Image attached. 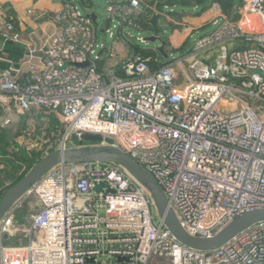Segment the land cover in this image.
<instances>
[{"label":"built area","instance_id":"built-area-1","mask_svg":"<svg viewBox=\"0 0 264 264\" xmlns=\"http://www.w3.org/2000/svg\"><path fill=\"white\" fill-rule=\"evenodd\" d=\"M59 1L53 12L28 10L56 32L45 52L29 50L24 70L0 71L2 110L13 106L27 126L32 114L58 117L50 149L84 145L72 136L111 139L152 176L192 237H211L238 213L264 209V0H240L229 13L221 0L193 5L191 14L201 12L213 30L199 36L204 25L187 28V46L167 49L168 60L134 50L118 60L117 52L122 43L137 48L133 32L141 35L152 14L164 28L185 26L171 17L184 13L163 12L166 2L157 9L145 0H103L101 23L117 18L103 29L83 0ZM11 21L3 19L7 32ZM0 264H264V223L218 250L194 252L168 232L148 192L121 167L66 164L0 220Z\"/></svg>","mask_w":264,"mask_h":264},{"label":"water","instance_id":"water-1","mask_svg":"<svg viewBox=\"0 0 264 264\" xmlns=\"http://www.w3.org/2000/svg\"><path fill=\"white\" fill-rule=\"evenodd\" d=\"M86 16L94 25H98V16L95 10L87 13ZM159 21L160 16L158 14H152L151 17L146 20V24L150 27L151 33L144 37L143 42L163 60H168V43L160 36V32L164 30L159 28ZM1 45L0 43V46ZM45 51L46 49L43 50V52ZM105 52L106 50H103L101 53ZM71 141L75 144L79 142L87 144L67 149H49V151L44 154V156L39 159L18 182L13 184L0 199V220L33 185L55 167L66 164L111 163L121 167L137 184L148 192L154 203L155 210L158 216L162 218L163 225L168 232L179 244L194 252L207 253L218 250L244 231L257 224L264 223V209H252L235 215L227 225L211 237H192L181 228L172 209L168 205L166 197L152 176L126 153L115 147L111 139L82 135L79 140L76 136H72ZM101 190L102 187L100 185L96 186V193ZM108 193L110 194L111 191L109 190Z\"/></svg>","mask_w":264,"mask_h":264},{"label":"crops","instance_id":"crops-1","mask_svg":"<svg viewBox=\"0 0 264 264\" xmlns=\"http://www.w3.org/2000/svg\"><path fill=\"white\" fill-rule=\"evenodd\" d=\"M148 3L150 5L157 3V6L160 4L157 0H152ZM220 5L225 10H227L229 6H231V4L227 2H220ZM59 7V0H34L32 2L27 0H0V43L2 44L0 46V64H4L3 67H0V71L2 69L4 70L8 68L10 65L16 67H19L21 65L22 69L24 70L25 65L23 64V62L27 59L29 50L38 48L44 50L46 42L49 39L47 38V36L52 34L53 32H56L55 25H53L49 21L33 20L27 14L28 10L34 8L37 11L53 12L58 10ZM229 11L230 8L227 10V12L229 13ZM197 14L198 13L190 14L191 17L187 16V19L184 18L182 22L185 24L184 27L173 25V28L170 30V33L167 36V49L182 50L184 48V42L185 46H187L186 37L189 32L187 28H193L194 26L202 25V23L200 22V19H202V13L200 14V17L196 16ZM8 18L12 19V21L8 24H11L13 29L12 31L7 32L5 24L3 23V19L8 22ZM9 44H11L14 49L17 48L19 51L17 52L13 50L12 54H8L6 52V46ZM132 47L133 46L131 44L129 47L127 43L119 44L117 46L118 60H121L125 56L130 55L131 50H134L133 53H140L138 48ZM33 55L34 61H38V59L42 56L40 53H34ZM114 62L115 59H112L110 63ZM33 119L34 121H32L31 125L38 123L39 121L45 122L43 121L44 119L39 113L34 115ZM17 125L24 129V127H27V120H25V118L23 117H19L16 114L13 106H10L8 110L0 109V135H3L1 139H6V130L10 128L14 129ZM2 155H5V149L3 150ZM2 167L3 165L1 166V168ZM2 178L3 174L1 175L0 179Z\"/></svg>","mask_w":264,"mask_h":264},{"label":"rangeland","instance_id":"rangeland-1","mask_svg":"<svg viewBox=\"0 0 264 264\" xmlns=\"http://www.w3.org/2000/svg\"><path fill=\"white\" fill-rule=\"evenodd\" d=\"M152 0H145V2H151ZM160 2V4L157 6V9H162L165 4H161L162 2H166L169 7H166L165 10H163L164 13H170L176 12V13H184L182 18H179L178 15H171L172 19L175 21H182L183 18L187 19V16H190L192 13L193 5L199 4L201 2H197V0H185V1H174L172 3L171 0H157ZM208 0H205L207 2ZM199 4L202 6H206V3ZM221 2H224L221 0ZM240 0H231L227 1V3L231 4V6H236L239 4ZM155 4V3H154ZM153 4V5H154ZM82 6L85 9V11H93L95 10L97 16H98V24L101 28H112V26L116 25L117 18L112 16L108 18V21L105 19V22L102 24V10L104 7V1L103 0H83ZM174 6V9L172 8ZM229 6V8H231ZM228 8V9H229ZM227 9V10H228ZM201 12H199L196 16H201ZM191 17V16H190ZM202 17V16H201ZM206 18L203 16L202 19H200V22L202 25H204L203 30L199 32V36L205 35L210 33L213 30V27L210 25H205L204 20ZM143 24V23H142ZM165 24L164 20H161V23L159 24L160 29H164L165 32H160L161 38L165 39L167 41V36L170 33V30L173 28L172 23H167L168 25L163 27ZM144 32L141 35H137L136 32H133L134 37V45L138 48L139 51H142L141 54L149 53L151 48L149 46H145L144 44H141L138 40L139 37L143 39L145 36L149 35L151 33L150 27H147L143 24ZM126 32H130V30H126ZM54 33V32H53ZM52 33V34H53ZM48 35L47 38H50L51 35ZM109 41V40H108ZM98 43H103V36L102 34H99L98 37ZM4 64H0V67H3ZM3 70V69H2ZM42 118L44 119L42 121H39L38 123H35L33 125L24 127L22 129L20 126H16V128H10L6 130L7 137L6 139H1L3 135H0V169H6L9 174H12L13 176H19L20 174H23L24 172H27V168H30L35 160L40 158L45 152H48L51 147H53L52 140L54 138H58L56 136L57 133H60V131L56 132L59 127L60 119L56 116L51 115L48 111L39 113ZM29 118H33L34 114L29 115ZM46 133L47 136L49 135L51 140L46 141V137H42L41 134ZM5 137V136H4ZM56 141V140H55ZM82 143V142H81ZM84 143V142H83ZM82 143V144H83ZM87 144V143H84ZM9 148H16L17 153L13 154V152H8L7 155H2L3 150H9ZM29 154L27 156L26 154ZM3 167L1 168V166ZM5 177V176H4ZM3 177V178H4ZM11 187V183L4 180L2 182V185L0 187V199L4 196L5 192ZM153 219L156 220V217L154 213L152 212Z\"/></svg>","mask_w":264,"mask_h":264},{"label":"trees","instance_id":"trees-1","mask_svg":"<svg viewBox=\"0 0 264 264\" xmlns=\"http://www.w3.org/2000/svg\"><path fill=\"white\" fill-rule=\"evenodd\" d=\"M172 1V3L174 2V1H179V0H171ZM204 0H197V2H203ZM13 50H15V51H19L17 48H13L12 46H11V44H9V45H7L6 46V52L8 53V54H12V52H13ZM144 56H149L150 55V53L148 54V53H144L143 54ZM152 55V54H151ZM0 109H2L1 107H0ZM59 125H60V123H59ZM60 128H61V125H60ZM59 128V129H60ZM58 129V130H59ZM57 130V131H58ZM41 136L42 137H45V136H47V134L46 133H42L41 134ZM46 141H50L51 140V138H50V136L48 135L47 137H46V139H45ZM56 140V141H55ZM58 141V138H54L53 140H52V143H53V145L56 143ZM8 152H13V154H16L17 153V151H16V148H9V150L7 151V150H5V155H7V153ZM45 154V153H44ZM44 154L40 157V158H38V159H36L35 158V160H34V162H33V164H32V166L39 160V159H41L43 156H44ZM27 156H29V154L27 153L26 154ZM31 166V167H32ZM30 167V168H31ZM30 168H27V172H28V170L30 169ZM27 172H24L23 174H20L18 177L16 176H13L12 174H9L8 173V171L6 170V169H2V170H0V178H1V175L3 174V177L4 178H2V179H0V187H1V185H2V182L4 181V180H6V181H8V182H10L11 183V186L13 185V184H15L16 182H18Z\"/></svg>","mask_w":264,"mask_h":264}]
</instances>
